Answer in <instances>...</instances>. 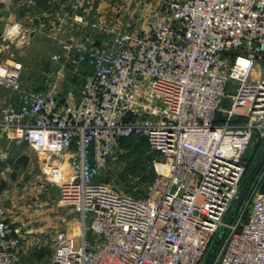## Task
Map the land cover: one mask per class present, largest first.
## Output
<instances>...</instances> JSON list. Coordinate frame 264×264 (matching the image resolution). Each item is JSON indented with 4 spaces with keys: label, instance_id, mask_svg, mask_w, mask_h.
Here are the masks:
<instances>
[{
    "label": "built area",
    "instance_id": "2783aa9c",
    "mask_svg": "<svg viewBox=\"0 0 264 264\" xmlns=\"http://www.w3.org/2000/svg\"><path fill=\"white\" fill-rule=\"evenodd\" d=\"M150 1L127 29L121 11L87 22L85 3L68 2L73 28L38 85L23 63L0 66V136L49 156L72 219L60 216L51 264H201L223 227L211 264H264V166L227 221L264 140V0ZM130 137L158 156L142 196L101 178ZM20 252L0 206V264Z\"/></svg>",
    "mask_w": 264,
    "mask_h": 264
},
{
    "label": "rangeland",
    "instance_id": "374dc122",
    "mask_svg": "<svg viewBox=\"0 0 264 264\" xmlns=\"http://www.w3.org/2000/svg\"><path fill=\"white\" fill-rule=\"evenodd\" d=\"M70 1H55L56 5L64 3L59 11L55 8L57 6L54 5L53 0L48 4L44 1V4L37 8L29 7L26 13L21 15L24 29L20 34L10 39L6 34L2 37V32L0 33V66L15 61L23 63L25 68L23 81L26 86L38 85L50 56L53 53H61V47L56 39L73 28L70 23L72 20H69L66 14ZM72 1L85 3L88 11L85 10L83 15L87 22L104 14L111 16L116 15V11H121L120 23L125 29L129 26L142 27L143 15L145 16L155 3L150 0ZM31 3L34 1L31 0ZM88 28H90L88 25L81 26V29L91 31ZM57 34L58 37H56ZM0 91L1 97L6 98L9 95L7 88L0 87ZM1 137L4 141L0 140V148L7 154L0 157V206L7 210L12 234L20 239V262L51 264L55 251L56 233L64 227L60 216L65 215L69 221L72 219L68 216L69 211L59 204V188L50 185L47 180L49 156L36 152L25 144H16L6 136ZM141 147L146 149V154H153L150 148L147 149L144 145ZM125 153L123 146L117 151L116 159L101 178L116 182L128 192L125 183L119 179V173L126 165V160L122 159ZM253 153L254 146L249 149L248 157ZM22 155L28 157L25 166L22 163L17 165L16 162ZM157 157L156 154L150 155L148 161L151 160L153 163ZM42 252L44 254L39 256Z\"/></svg>",
    "mask_w": 264,
    "mask_h": 264
},
{
    "label": "trees",
    "instance_id": "16d2710c",
    "mask_svg": "<svg viewBox=\"0 0 264 264\" xmlns=\"http://www.w3.org/2000/svg\"><path fill=\"white\" fill-rule=\"evenodd\" d=\"M48 64L49 61H47L45 67ZM142 145H144L147 149L150 148L148 141L144 137H130L125 138L121 141V148L124 146L126 150V153L122 155V159L124 158L126 160V165L124 169L120 171L119 179L121 182L125 183V188L129 193L137 196L146 194L148 186L156 176L154 163H152L151 160L148 161V157L155 153L146 154V149H143L141 147ZM263 147L264 140L259 139V141H257L256 145L254 146V153L247 158L248 171L246 177L259 159ZM27 161L28 157L22 155L18 157L16 162L17 165L18 163H22V165L25 166L27 164ZM102 179L108 180L106 178ZM260 190L264 191V176L262 181L260 182ZM43 254L44 252L40 253L39 256H42Z\"/></svg>",
    "mask_w": 264,
    "mask_h": 264
},
{
    "label": "crops",
    "instance_id": "0c3cea01",
    "mask_svg": "<svg viewBox=\"0 0 264 264\" xmlns=\"http://www.w3.org/2000/svg\"><path fill=\"white\" fill-rule=\"evenodd\" d=\"M33 1L34 3H31V0H0V33L2 32V37L5 36L6 31L8 29H11L13 26H19L20 29L22 30L24 29L21 15L26 13V10H28L29 7L37 8L42 6L44 4V1H46L47 4L52 2V0H33ZM53 1H54V5H56L55 1L58 0H53ZM29 3L32 5H30ZM56 6L57 7L55 8H57V11H59V9L62 6H64V3ZM4 100L5 97L4 96L1 97L0 95V103H3ZM0 140L4 141L3 137L0 136ZM1 150L2 149L0 148V151ZM2 152H4V150L1 151L0 155L2 154ZM1 156H3V154Z\"/></svg>",
    "mask_w": 264,
    "mask_h": 264
},
{
    "label": "water",
    "instance_id": "95a60500",
    "mask_svg": "<svg viewBox=\"0 0 264 264\" xmlns=\"http://www.w3.org/2000/svg\"><path fill=\"white\" fill-rule=\"evenodd\" d=\"M264 164V148L262 149L259 159L257 160V162L255 163L254 167L251 169V171L248 173L242 188L240 190V193L227 217V221L231 222L234 220V218L236 217V215L238 214L240 208L242 207V205L244 204V201L246 200V197L248 196V193L251 189V186L256 178V176L258 175V173L260 172V169L262 168ZM226 232V228L223 227L220 232L218 233V235L216 236L215 240L213 241L206 257L204 258V261L202 264H211L224 237V234Z\"/></svg>",
    "mask_w": 264,
    "mask_h": 264
}]
</instances>
